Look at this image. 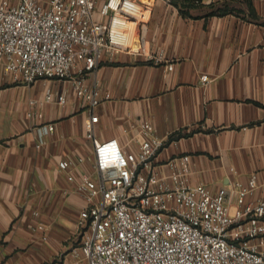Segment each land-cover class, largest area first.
<instances>
[{
    "label": "crops",
    "instance_id": "0c3cea01",
    "mask_svg": "<svg viewBox=\"0 0 264 264\" xmlns=\"http://www.w3.org/2000/svg\"><path fill=\"white\" fill-rule=\"evenodd\" d=\"M152 1L145 44L173 69L118 54L88 76L89 84L111 94L94 109L67 80L26 84L0 70V264H49L78 243L86 202L59 162L83 157L79 168L91 170L94 144L107 138L135 151L133 125L141 118L166 140L156 157L161 171H168L170 158L189 154V184L215 191L256 173L254 199H264V0ZM48 90L64 94L66 102L29 115V100H41ZM178 132L186 135L170 138ZM38 221L48 226L46 240L30 227Z\"/></svg>",
    "mask_w": 264,
    "mask_h": 264
},
{
    "label": "built area",
    "instance_id": "2783aa9c",
    "mask_svg": "<svg viewBox=\"0 0 264 264\" xmlns=\"http://www.w3.org/2000/svg\"><path fill=\"white\" fill-rule=\"evenodd\" d=\"M152 12V0H0V70L26 84L67 80L74 95L94 109L111 94L89 84L88 76L118 54L142 55L173 69V62L145 44ZM201 79L208 82L209 76ZM55 100L65 103L66 97L48 90L41 100H29L28 114L42 116V107ZM133 126L139 132L135 151L107 138L95 142L91 170L79 168L83 157L59 162L86 204L77 222L78 243L49 264H264L257 174L215 191L191 185L190 155L170 158L168 171H161L156 157L166 140L148 118ZM92 135L88 129L87 137ZM30 227L48 238L45 223Z\"/></svg>",
    "mask_w": 264,
    "mask_h": 264
},
{
    "label": "trees",
    "instance_id": "16d2710c",
    "mask_svg": "<svg viewBox=\"0 0 264 264\" xmlns=\"http://www.w3.org/2000/svg\"><path fill=\"white\" fill-rule=\"evenodd\" d=\"M183 135H186V134H183V133H181V132H178L177 134L172 135L170 138H171V139H176V138H179V137H181V136H183Z\"/></svg>",
    "mask_w": 264,
    "mask_h": 264
}]
</instances>
